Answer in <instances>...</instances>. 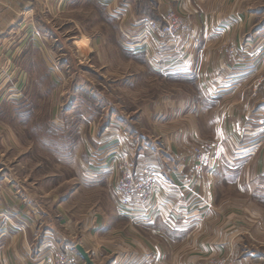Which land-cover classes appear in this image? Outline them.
<instances>
[{
	"label": "crops",
	"instance_id": "crops-1",
	"mask_svg": "<svg viewBox=\"0 0 264 264\" xmlns=\"http://www.w3.org/2000/svg\"><path fill=\"white\" fill-rule=\"evenodd\" d=\"M186 1L177 7L189 12L181 37L166 47L176 50L163 56H171L162 64L165 71H154L177 79L174 90L145 102L139 116L134 105H122L124 112H114L111 126L91 128L95 146L87 133L77 131L92 150L119 143L135 168L149 165L161 172L163 187L154 197L159 209L153 220L131 219L110 198L109 208L96 199L97 210H88L95 200L85 190H109L95 184H109L113 175L91 176L87 152L82 163L90 184H76L65 197L58 195L56 183L50 189L33 181L0 183V264H46L43 259L50 250L65 251L78 257L79 264H87L78 244L90 254L92 264L264 261V214L256 205V198L264 201V130L256 131L264 112V5L254 0H210L208 5L204 0ZM38 2L0 0V113L10 106V99L24 103L20 71H30L35 44L30 37L10 36L8 29L23 28L31 20L34 26ZM170 9L167 0L156 5L158 17ZM147 50L146 56L154 61ZM116 76L125 78L122 72ZM127 76L125 82L135 75ZM204 140L220 143V164L213 169H197L183 149ZM75 155L64 158L79 161ZM36 168L47 169L41 164ZM72 180H67L68 187Z\"/></svg>",
	"mask_w": 264,
	"mask_h": 264
},
{
	"label": "rangeland",
	"instance_id": "rangeland-1",
	"mask_svg": "<svg viewBox=\"0 0 264 264\" xmlns=\"http://www.w3.org/2000/svg\"><path fill=\"white\" fill-rule=\"evenodd\" d=\"M167 2L171 4L170 10L182 14L186 23L188 10L177 9L182 3ZM209 2L204 0L203 5ZM253 2L264 5V0ZM38 3L34 26L31 20L23 28L8 29L10 36L30 37L35 44L29 59L30 71H20L23 78L19 89L23 88L24 97L19 102L24 103L10 99V106L0 113V183L32 185L33 181L43 183L45 189L56 183L60 186L58 195L65 197L76 184H90L86 182L82 162L86 161L87 152L91 157L98 150L86 147L89 143H82L77 131H83L84 136L87 133L89 142L95 146L97 137L92 134V138L91 128L98 126L101 131L108 126L114 112H124L122 105L130 109L134 105L139 116L145 102L156 100L165 90H174L179 83L177 79L165 78L154 71H165L162 64L166 65L164 61L171 56L165 59L163 56L176 49L166 48L169 41L152 34L146 24L151 19L162 21V16L155 17L159 15L156 11L159 0H40ZM81 17L90 21L84 24ZM149 41L154 45L149 47ZM147 49L154 61L146 56ZM121 72L125 75L123 79L116 76ZM7 75H12L11 71ZM127 75L135 76L125 82ZM123 115L129 120L127 113ZM131 124L136 129L132 114ZM203 142L207 141L184 147V152ZM75 153L79 161L64 158ZM69 163L72 170L66 168ZM37 164L47 169H37ZM115 178L113 174L109 184L94 183L109 190L89 187L85 190L95 200L89 203L90 212L97 210L96 199L106 208L110 207L109 198L116 203ZM70 179L74 186L68 187ZM256 205L264 214V201L258 197ZM226 260L240 264L236 258Z\"/></svg>",
	"mask_w": 264,
	"mask_h": 264
},
{
	"label": "built area",
	"instance_id": "built-area-1",
	"mask_svg": "<svg viewBox=\"0 0 264 264\" xmlns=\"http://www.w3.org/2000/svg\"><path fill=\"white\" fill-rule=\"evenodd\" d=\"M185 20L179 12L169 10L162 15V21L147 20V25L152 34L166 38L170 43H176L181 37ZM259 120L257 132L264 130V112ZM249 126V125H248ZM219 142L207 141L199 143L185 152L190 163L197 169H213L220 164L218 155ZM127 150L123 145L114 143L109 147L98 148L93 151L90 162L91 176L98 177L105 173L116 176L115 202L120 213L131 219L141 222L145 219L153 220L159 209L155 202V194L163 187L164 179L161 172L155 167L145 165L135 168L128 158ZM95 255V253H91ZM46 264H79L78 257L65 251L50 250L43 259ZM146 264H155L152 259ZM208 264H234L226 259H212Z\"/></svg>",
	"mask_w": 264,
	"mask_h": 264
},
{
	"label": "water",
	"instance_id": "water-1",
	"mask_svg": "<svg viewBox=\"0 0 264 264\" xmlns=\"http://www.w3.org/2000/svg\"><path fill=\"white\" fill-rule=\"evenodd\" d=\"M77 250L79 251L82 258L86 261L87 264H92V258L90 254L83 248L82 245H76Z\"/></svg>",
	"mask_w": 264,
	"mask_h": 264
},
{
	"label": "trees",
	"instance_id": "trees-1",
	"mask_svg": "<svg viewBox=\"0 0 264 264\" xmlns=\"http://www.w3.org/2000/svg\"><path fill=\"white\" fill-rule=\"evenodd\" d=\"M156 18H158V16H155Z\"/></svg>",
	"mask_w": 264,
	"mask_h": 264
}]
</instances>
